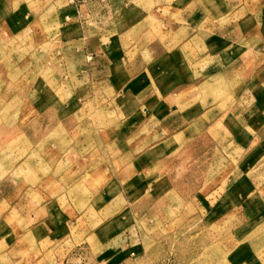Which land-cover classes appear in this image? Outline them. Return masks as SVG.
<instances>
[{
  "label": "rangeland",
  "instance_id": "374dc122",
  "mask_svg": "<svg viewBox=\"0 0 264 264\" xmlns=\"http://www.w3.org/2000/svg\"><path fill=\"white\" fill-rule=\"evenodd\" d=\"M133 2L149 9L151 37L159 41L139 68L148 63V73L156 81L170 76L178 63L190 70L202 67L197 73L201 76L187 83L177 80L171 89L175 94L189 87L173 98L174 103L180 99L202 103L200 133L175 145L170 156H143L149 167L140 174L146 178L137 183V190L136 183H122L115 202L98 198L112 173L89 183V172L100 163L108 168L130 159L131 141L124 139L129 125L123 124L121 135L116 133L113 110L99 109L96 97L74 117L73 152L68 151L69 140L50 139L55 131L50 116L42 119L35 150L34 140L20 136L33 127L26 123L28 114L23 117L24 93L18 89L24 79L18 75L35 52L34 45L30 38L11 37L0 27V87L2 70L10 83L8 92L0 91V264H264V130L254 140H239L251 135L244 124L251 102L242 92L241 63L213 61V73L219 74L214 80L211 71L206 72L211 64L207 58L194 65L186 55L168 64L167 57L177 53L178 43L173 41L177 33L161 24L178 19L185 6L189 12L197 7L206 17L221 18L224 0ZM245 2L250 9L219 24L241 20L248 13L256 18L261 0ZM42 34L36 50L42 59L43 84L61 87L56 72L59 44ZM166 40L169 44L162 53ZM5 99L9 102L2 107ZM152 126L156 132L151 142L156 144L168 133L159 130L157 121ZM52 200L70 216L63 230L54 224L39 225L41 205Z\"/></svg>",
  "mask_w": 264,
  "mask_h": 264
},
{
  "label": "crops",
  "instance_id": "0c3cea01",
  "mask_svg": "<svg viewBox=\"0 0 264 264\" xmlns=\"http://www.w3.org/2000/svg\"><path fill=\"white\" fill-rule=\"evenodd\" d=\"M241 9H250V4L245 0H224L218 15L221 18L212 19L197 7L189 12L185 6L178 19L172 23L164 20L161 24L164 29L173 28L177 33L173 39L178 43L177 53L167 57L168 64L186 55L193 59L194 65L207 58L211 64L206 72L211 71L209 77L214 80L219 75L213 73L212 67L217 60L224 58L228 65L240 61L244 76L242 92L248 94L245 99L251 102L244 124L251 135H243L239 140H254L264 130V0L256 18L248 13L241 20L230 19L225 25L219 24ZM151 22L149 9L133 0L95 1L81 6L78 11L57 0H0L1 29L11 37L30 38L35 51L28 56L27 66L18 75L24 77L18 87L24 93L23 117L28 114L26 123L33 127L32 132L20 136L34 140L36 150V141L42 136V119L50 116L51 125L57 131H51L50 139L69 140L68 151L73 152L74 117L96 97L99 109L113 110L115 126L112 129L116 133L121 135L123 124L124 128L129 125L124 139L131 141L130 152H127L130 159L112 163L108 168L100 163L89 172V183L99 182L106 177V172L112 173L96 195L106 196V202L118 199L122 183H136L133 190H137V183L145 182V174L144 179L139 178L149 167L143 156H170L175 145L179 147L200 133L202 103L184 99L174 103L173 98H179L189 87L179 88L175 94H171V89L177 80L187 83L201 76L197 73L202 67L193 71L178 63L170 76L156 81V76L148 73V63L139 68L146 53H152L159 46V41L151 37ZM43 31L47 33L45 40L59 44L56 72L60 75L61 87L43 84L42 59L40 51L36 50ZM166 42L169 44L167 40L162 43V53ZM8 76L2 70V93L9 91ZM8 102V99L3 100L1 106ZM155 121L160 124V131L168 133L156 144L151 142L156 132L152 126ZM10 138L7 134L6 140ZM38 212L39 225L54 224L63 230L70 219L54 200L41 205Z\"/></svg>",
  "mask_w": 264,
  "mask_h": 264
},
{
  "label": "built area",
  "instance_id": "2783aa9c",
  "mask_svg": "<svg viewBox=\"0 0 264 264\" xmlns=\"http://www.w3.org/2000/svg\"><path fill=\"white\" fill-rule=\"evenodd\" d=\"M62 1H64L66 4L71 5L73 7H80L90 2L102 1V0H62Z\"/></svg>",
  "mask_w": 264,
  "mask_h": 264
}]
</instances>
